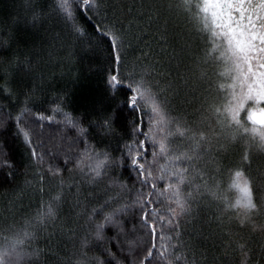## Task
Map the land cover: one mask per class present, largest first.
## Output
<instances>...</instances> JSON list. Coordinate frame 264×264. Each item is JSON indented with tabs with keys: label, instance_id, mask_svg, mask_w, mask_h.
<instances>
[{
	"label": "trees",
	"instance_id": "trees-1",
	"mask_svg": "<svg viewBox=\"0 0 264 264\" xmlns=\"http://www.w3.org/2000/svg\"><path fill=\"white\" fill-rule=\"evenodd\" d=\"M210 17L204 0H0V264H264V165L209 118Z\"/></svg>",
	"mask_w": 264,
	"mask_h": 264
},
{
	"label": "rangeland",
	"instance_id": "rangeland-1",
	"mask_svg": "<svg viewBox=\"0 0 264 264\" xmlns=\"http://www.w3.org/2000/svg\"><path fill=\"white\" fill-rule=\"evenodd\" d=\"M204 1L211 15L209 24L217 35V43L214 44L212 40V48L207 55L211 64L209 69L214 72L211 83L214 89L223 93L222 99L218 95L215 106H212L215 109L214 117L211 114L209 118L217 122L222 135L225 126L226 137L231 138L232 145L238 146L241 144L239 141H243L245 167L247 171H251V168L257 170L264 165V125H256L248 119L257 112L264 114V0ZM220 43L224 44V48L220 47ZM220 111L229 113L231 127L225 123ZM242 124H245V128L241 126L244 130L237 133ZM239 148L235 147L234 150ZM242 169L238 170L244 173H235L241 176H235L234 187L239 200L245 201L248 207H254L256 203L249 186L253 179Z\"/></svg>",
	"mask_w": 264,
	"mask_h": 264
},
{
	"label": "water",
	"instance_id": "water-1",
	"mask_svg": "<svg viewBox=\"0 0 264 264\" xmlns=\"http://www.w3.org/2000/svg\"><path fill=\"white\" fill-rule=\"evenodd\" d=\"M251 121L259 126L264 125V114L257 112L251 115Z\"/></svg>",
	"mask_w": 264,
	"mask_h": 264
}]
</instances>
